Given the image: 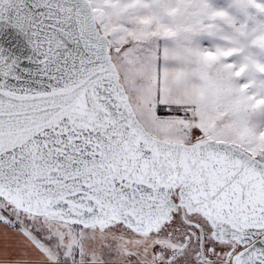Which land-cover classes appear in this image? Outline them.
<instances>
[{
    "label": "snow or ice",
    "instance_id": "6c2138e0",
    "mask_svg": "<svg viewBox=\"0 0 264 264\" xmlns=\"http://www.w3.org/2000/svg\"><path fill=\"white\" fill-rule=\"evenodd\" d=\"M0 264H264V0H0Z\"/></svg>",
    "mask_w": 264,
    "mask_h": 264
}]
</instances>
